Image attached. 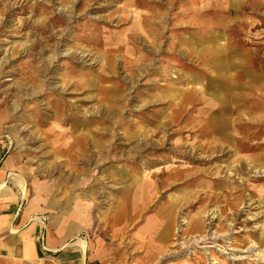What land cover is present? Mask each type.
I'll list each match as a JSON object with an SVG mask.
<instances>
[{"label":"rangeland","instance_id":"rangeland-1","mask_svg":"<svg viewBox=\"0 0 264 264\" xmlns=\"http://www.w3.org/2000/svg\"><path fill=\"white\" fill-rule=\"evenodd\" d=\"M0 146L99 264H264V0H0Z\"/></svg>","mask_w":264,"mask_h":264},{"label":"crops","instance_id":"crops-1","mask_svg":"<svg viewBox=\"0 0 264 264\" xmlns=\"http://www.w3.org/2000/svg\"><path fill=\"white\" fill-rule=\"evenodd\" d=\"M28 177L20 158L0 150V264H99L76 244L80 207L68 210L42 187L29 193Z\"/></svg>","mask_w":264,"mask_h":264},{"label":"bare ground","instance_id":"bare-ground-1","mask_svg":"<svg viewBox=\"0 0 264 264\" xmlns=\"http://www.w3.org/2000/svg\"><path fill=\"white\" fill-rule=\"evenodd\" d=\"M254 145H256V146H259L260 145V143H255V144H253V145H251L252 147H254ZM254 161H257V159H253ZM258 160H259V158H258ZM235 167L239 170V171H244L245 169H246V167L244 166V164H242L240 161H238V164L237 165H235ZM264 172V171H263ZM227 183V187H229V182H226ZM231 188V191H233L235 188L234 187H230ZM249 194H251V193H249ZM244 192H242V193H240L239 191H238V194H237V196H235V197H237V198H239L240 200L239 201H235L234 203H233V207H234V209L233 210H235V212H238V206H239V204L241 203V200H242V198H244ZM202 216H203V214H200L199 213V215L197 216V217H193V219L191 220V222H190V230L192 231V232H203L204 231V229H205V227H206V224L203 222V219H202ZM173 221H174V213H171L170 215H169V218H168V220H167V223H168V228L166 229V231H165V234L166 235H169L170 237H171V235H172V226H173ZM186 223L188 222V221H185ZM184 222V223H185ZM182 230V229H181ZM168 236V237H169ZM259 241H260V243L261 244H264V237H262V238H260L259 239ZM76 244H79V245H81L83 248H86V246H87V243H86V241L85 240H83V239H79L77 242H76ZM257 244V243H256ZM252 246V245H251ZM83 252H84V250H83ZM78 256V255H77ZM81 257H83V256H81ZM244 258H247V257H239V256H237V257H235V258H233V259H236V260H242V259H244ZM247 259H249V257L247 258ZM199 262V264H205V262H204V260H199L198 261ZM250 264V263H249Z\"/></svg>","mask_w":264,"mask_h":264}]
</instances>
